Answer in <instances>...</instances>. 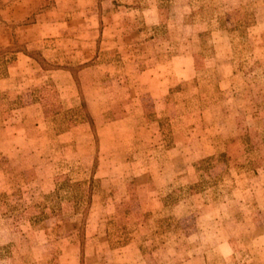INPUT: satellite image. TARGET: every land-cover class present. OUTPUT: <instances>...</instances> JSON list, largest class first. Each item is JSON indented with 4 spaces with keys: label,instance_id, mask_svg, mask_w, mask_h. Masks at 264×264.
Here are the masks:
<instances>
[{
    "label": "rangeland",
    "instance_id": "374dc122",
    "mask_svg": "<svg viewBox=\"0 0 264 264\" xmlns=\"http://www.w3.org/2000/svg\"><path fill=\"white\" fill-rule=\"evenodd\" d=\"M0 264H264V0H0Z\"/></svg>",
    "mask_w": 264,
    "mask_h": 264
}]
</instances>
